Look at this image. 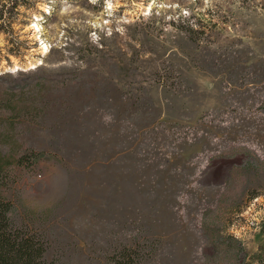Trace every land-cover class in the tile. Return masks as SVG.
<instances>
[{
    "label": "rangeland",
    "instance_id": "1",
    "mask_svg": "<svg viewBox=\"0 0 264 264\" xmlns=\"http://www.w3.org/2000/svg\"><path fill=\"white\" fill-rule=\"evenodd\" d=\"M0 162L51 264L246 262L264 0H0Z\"/></svg>",
    "mask_w": 264,
    "mask_h": 264
},
{
    "label": "trees",
    "instance_id": "2",
    "mask_svg": "<svg viewBox=\"0 0 264 264\" xmlns=\"http://www.w3.org/2000/svg\"><path fill=\"white\" fill-rule=\"evenodd\" d=\"M31 160L37 161L40 153L25 151ZM1 163V162H0ZM5 170L0 164V184L4 180ZM13 202L0 194V264H51L46 258L47 244L37 231L26 225H18L13 219ZM121 259L127 260L125 256ZM235 257V261H236ZM110 264H121L119 258ZM242 264H264V245L258 253L252 254Z\"/></svg>",
    "mask_w": 264,
    "mask_h": 264
},
{
    "label": "bare ground",
    "instance_id": "3",
    "mask_svg": "<svg viewBox=\"0 0 264 264\" xmlns=\"http://www.w3.org/2000/svg\"><path fill=\"white\" fill-rule=\"evenodd\" d=\"M34 26H35V27H37V26H38V24H37V23H35V25H34ZM37 28H38V27H37ZM46 47H47L46 45H44V46H43V48H42V52H45V51H46V49H47Z\"/></svg>",
    "mask_w": 264,
    "mask_h": 264
}]
</instances>
